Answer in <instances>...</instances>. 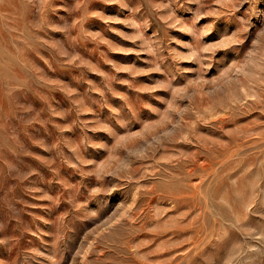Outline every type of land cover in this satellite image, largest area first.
Returning a JSON list of instances; mask_svg holds the SVG:
<instances>
[{"label": "rangeland", "instance_id": "1", "mask_svg": "<svg viewBox=\"0 0 264 264\" xmlns=\"http://www.w3.org/2000/svg\"><path fill=\"white\" fill-rule=\"evenodd\" d=\"M0 264H264V0H0Z\"/></svg>", "mask_w": 264, "mask_h": 264}]
</instances>
